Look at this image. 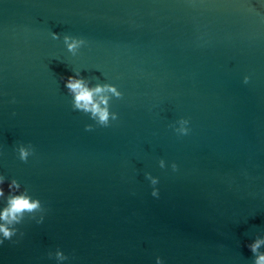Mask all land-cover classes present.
Returning <instances> with one entry per match:
<instances>
[{
    "label": "water",
    "instance_id": "1",
    "mask_svg": "<svg viewBox=\"0 0 264 264\" xmlns=\"http://www.w3.org/2000/svg\"><path fill=\"white\" fill-rule=\"evenodd\" d=\"M65 34L88 43L73 56ZM73 70L120 89L118 121L86 130L61 80ZM182 117L186 136L172 127ZM20 144L35 150L27 162ZM0 173L45 209L0 245V264H57L58 248L65 264H253L264 0H0Z\"/></svg>",
    "mask_w": 264,
    "mask_h": 264
},
{
    "label": "clouds",
    "instance_id": "2",
    "mask_svg": "<svg viewBox=\"0 0 264 264\" xmlns=\"http://www.w3.org/2000/svg\"><path fill=\"white\" fill-rule=\"evenodd\" d=\"M52 39L60 40L61 34L52 32ZM63 43L73 56H76L81 48L87 45V41L81 37L65 34ZM64 88L67 89L72 97V107L74 111H81L89 116L95 124H88L87 131H92L95 126L110 127L113 121L119 120V113L112 111V101L114 98H122L123 93L112 83H96L85 78L79 70H73V74L61 77ZM250 77H244L247 84ZM190 120L180 118L172 127L180 136H186L191 132ZM20 160L27 162L29 157L34 154L32 145L20 144L16 149ZM161 168L167 167L164 159L159 161ZM173 171L178 170V165L172 163ZM146 178L152 186L151 195L158 198L160 195L158 176H153L151 172L146 173ZM44 206L39 198H34L27 188L15 178L9 180L7 176L0 173V245L5 241H12L14 237L23 236L19 225H22L26 216L35 219L36 213H43ZM44 215H40L37 224H43ZM248 249L254 257L253 264H264V236H258L255 240L247 244ZM49 257H54L57 264H65L69 257L62 249H57L54 253H49ZM156 264H165L162 257L156 258Z\"/></svg>",
    "mask_w": 264,
    "mask_h": 264
}]
</instances>
